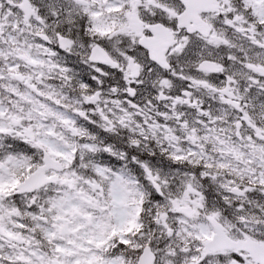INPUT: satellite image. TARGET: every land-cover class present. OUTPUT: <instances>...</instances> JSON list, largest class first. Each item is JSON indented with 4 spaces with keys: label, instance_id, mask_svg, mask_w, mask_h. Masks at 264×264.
Masks as SVG:
<instances>
[{
    "label": "snow or ice",
    "instance_id": "1",
    "mask_svg": "<svg viewBox=\"0 0 264 264\" xmlns=\"http://www.w3.org/2000/svg\"><path fill=\"white\" fill-rule=\"evenodd\" d=\"M0 264H264V0H0Z\"/></svg>",
    "mask_w": 264,
    "mask_h": 264
}]
</instances>
